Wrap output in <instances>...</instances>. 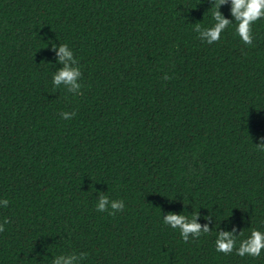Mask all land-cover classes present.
<instances>
[{
  "label": "trees",
  "instance_id": "16d2710c",
  "mask_svg": "<svg viewBox=\"0 0 264 264\" xmlns=\"http://www.w3.org/2000/svg\"><path fill=\"white\" fill-rule=\"evenodd\" d=\"M218 3L0 0V264H264L235 250L264 231V19L252 44L235 22L208 44L195 27ZM53 43L78 58L79 95L53 86ZM100 192L124 210L97 211ZM169 211L211 231L186 242Z\"/></svg>",
  "mask_w": 264,
  "mask_h": 264
},
{
  "label": "clouds",
  "instance_id": "9594fccd",
  "mask_svg": "<svg viewBox=\"0 0 264 264\" xmlns=\"http://www.w3.org/2000/svg\"><path fill=\"white\" fill-rule=\"evenodd\" d=\"M230 3V12L232 19L226 18L219 10L221 5ZM213 19L215 23L211 27L202 28L197 24L195 31L202 41L212 44L221 39L222 32L233 22H235V34L245 44H252L253 32L252 25L259 19H264V0H219L217 10L213 12ZM52 49L56 53V63L61 65L52 74V84L54 87L65 86L67 90L74 95H79L82 84L80 82L82 71L79 66V60L75 56L73 50L66 43H53ZM165 79L167 76L165 75ZM61 119H71L75 112L62 111L59 113ZM257 147L264 151V142L256 144ZM9 200L0 198V207L7 208ZM97 211H108L110 215H115L116 212L123 211L125 202L123 199H110L104 192H100L97 202L95 204ZM200 212H192V217L189 219L183 211L180 213L169 211L163 215V224L170 226L173 229H178L181 238L188 241L190 236L198 238L204 233L211 231L207 224L201 225L199 223ZM209 217L205 218L208 219ZM9 221L7 218L0 223V232L4 231L5 224ZM240 234V233H239ZM236 234L233 231H217L215 239V249L217 252L225 254L231 253L236 244ZM240 256L261 255L264 250V231L259 229H252L251 234L240 241L239 247L235 249ZM86 252L60 254L52 258L51 264H81V261L87 258Z\"/></svg>",
  "mask_w": 264,
  "mask_h": 264
}]
</instances>
